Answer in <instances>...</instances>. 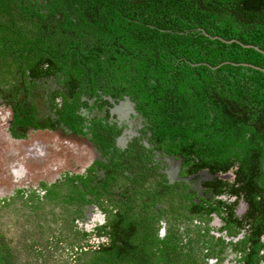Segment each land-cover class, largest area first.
Returning a JSON list of instances; mask_svg holds the SVG:
<instances>
[{
  "label": "trees",
  "instance_id": "obj_1",
  "mask_svg": "<svg viewBox=\"0 0 264 264\" xmlns=\"http://www.w3.org/2000/svg\"><path fill=\"white\" fill-rule=\"evenodd\" d=\"M23 1L0 0V4L10 6L18 3L15 17L20 18L19 23L10 25L12 37H0V59L18 58L26 44L36 47L35 41L24 38L36 30L45 36L39 64H47L46 74H52L55 64L70 87L80 82L81 86L91 84V88L128 95L157 147L168 156L182 158L183 174L206 170L215 180L203 186L245 202L246 211L240 219L235 218L233 208L229 210V217L240 222L233 220L229 227L248 225L247 264H260L264 73L231 63L264 68V53L224 41L237 40L264 52V0H48L46 6L34 3L29 8ZM7 10L0 9V14L10 16ZM57 13L60 18H55ZM25 50L30 56V50ZM6 70L12 73L13 69ZM36 72L34 77L39 76ZM69 114L65 119L71 118L72 123L76 116L73 110ZM220 174H231L233 179L220 180ZM160 185L169 196L170 211L177 213V203L189 195L184 192L179 196L174 187ZM73 187L65 194L50 189L43 199L18 190L11 202L0 206L16 207L19 202L21 207L15 208L13 215L16 221L23 219L27 224L17 240H7L0 229V264H36L37 259L34 262L30 257L41 252L39 239L57 232L44 229L50 222L57 225L44 212L52 203L61 207L54 215L60 219V228L77 237L73 220L79 206L75 205L86 201V196L81 188ZM85 188L107 215L108 242L88 250L69 242L68 257L75 258V264H202L205 254L200 243L188 240L182 246L174 230L177 226L161 240L150 212L145 213L140 203L136 208L110 197L105 198L108 205L103 207L102 193H94L87 185ZM70 204L76 210L69 209ZM25 239L30 241L27 246H23Z\"/></svg>",
  "mask_w": 264,
  "mask_h": 264
},
{
  "label": "flooded vegetation",
  "instance_id": "obj_2",
  "mask_svg": "<svg viewBox=\"0 0 264 264\" xmlns=\"http://www.w3.org/2000/svg\"><path fill=\"white\" fill-rule=\"evenodd\" d=\"M47 2L48 0H24L23 6L33 7L34 3L46 6ZM17 6L18 3L11 6L10 3L0 4V9L5 12L8 9L7 12L10 13V16L7 13L0 14V37L6 34L12 37L9 34L13 32L10 25L12 22L17 24L20 20L15 17L18 15ZM55 18H60V15L57 13ZM35 33L36 30H31L24 38L35 41L36 47L26 44L25 49L32 52L34 50L36 53H30L28 56L29 53L24 49L18 58H11L16 66L12 73L6 70V63L2 62L10 56H1L0 110L10 111L11 120L7 132L11 139H25L28 135L38 132L52 134L60 131L66 137L79 141L83 150L90 151L88 155L92 156L91 163L78 173L64 172L58 180H53L47 185L40 184L39 189L29 192L43 199L50 189H53V192L61 190L65 194L69 188L74 189L75 185L81 188L86 201H82L80 205L74 204L79 206V211L73 220L75 236L82 237L79 248L88 250L108 242L107 215L86 193L87 185L95 189L94 193H102L103 207L108 205L105 198L110 197L116 203H132L136 208H139L137 206L140 203L139 206H142L145 213L150 212L152 225L156 226L158 238L161 240L166 239L168 233H172L173 228L177 226L174 230L180 237L182 246H186L188 240L200 243L205 254L201 260L202 264H247L250 258V243L246 241L249 236L248 225L241 229L240 226L230 228L233 220L240 223L236 219H240L245 212L238 215L236 207L239 202H245L226 193L215 194L213 188L203 186L204 182L215 180L206 170L183 174L182 158L168 156L157 147L143 116L136 110L135 103L128 95L106 91L104 88H91V84L81 86L80 82L70 87L68 78L61 71L55 70V64L52 74H46L47 64H39L43 60L45 36ZM34 71H37L39 76L34 77ZM77 93H80V96L76 101ZM72 110L76 117L70 123L71 118H65L70 116ZM65 122L70 126L64 124ZM203 175L206 176L205 180L194 190L195 182ZM217 178L232 181L233 176L220 174ZM159 185L174 187L179 196L183 197L184 192L189 195V198L181 199L182 202L177 203L179 209L184 210L183 214L170 211L169 196ZM29 186L33 187L31 183L25 184L24 187ZM20 190L27 196L28 190ZM3 205L2 201L0 206ZM75 206L70 204L73 211L76 210ZM231 208L236 219L234 216L229 217ZM167 211L170 216L174 215L175 221L167 219ZM259 242L261 248L257 257L260 264H264V234Z\"/></svg>",
  "mask_w": 264,
  "mask_h": 264
},
{
  "label": "rangeland",
  "instance_id": "obj_3",
  "mask_svg": "<svg viewBox=\"0 0 264 264\" xmlns=\"http://www.w3.org/2000/svg\"><path fill=\"white\" fill-rule=\"evenodd\" d=\"M35 35H39V32L37 31ZM30 52L36 53L34 50ZM5 60H7V62ZM23 60L25 61V59ZM2 62L6 63L9 69H14L15 67L11 58H6L2 60ZM26 63L28 64L27 60ZM6 110H8V108ZM10 120V111H5V109L0 110V203L3 200H6L5 202L3 201L4 204H6L7 201L11 202V199L15 198L17 195L16 191L22 188L28 190V193L31 190L36 191L40 188V184H50L53 180H58L60 178L59 176L67 171L72 174L78 173L91 163L92 156L88 155L90 151L86 149L83 150V146L79 141L66 137V135L62 134L60 131L52 134L48 132L44 134L38 132L28 135L25 139H11L7 132ZM39 153H41L40 156ZM19 165L21 167H19ZM204 176L205 175H203L200 180L197 179L194 190L205 180L206 176ZM28 183H31L33 187H24L25 184ZM18 207H21L19 202L16 204V207L11 205L10 207L6 206L0 209V229L8 237L7 240H17L18 233L25 231L27 228V224L23 219L16 221V217L13 215L17 213L15 212V208ZM60 208V205L54 203L45 207L44 212L47 219H50V221L56 220L57 225L51 224L50 222L49 225L44 226V229H56L57 232L52 234L48 233V235L39 239L42 240V242L38 244L41 252H39L38 255L34 254L30 257L34 262L37 259L36 264L76 263L75 258L68 257V251L70 250L68 249V243L72 242L73 245L78 244L80 242L77 241L82 240V237H75L74 239L73 233L60 228L62 226L60 222L59 224H61V226L58 224V220L60 219L54 216L58 214L59 210L61 211ZM69 209L72 208L69 207ZM236 209L238 215L242 214L246 210V205L239 202ZM183 212V209L177 211L178 214H183ZM9 213H11V215H9ZM62 215L65 216L66 213L64 212ZM167 219L175 221L174 215L170 216L169 211H167ZM58 231L63 232V234L59 236ZM48 238L49 243H46ZM57 238H61L63 241L61 242L57 240ZM19 242L20 241H18V244ZM29 242V240L24 241L23 246H27ZM36 245L37 244H35V246Z\"/></svg>",
  "mask_w": 264,
  "mask_h": 264
},
{
  "label": "water",
  "instance_id": "obj_4",
  "mask_svg": "<svg viewBox=\"0 0 264 264\" xmlns=\"http://www.w3.org/2000/svg\"><path fill=\"white\" fill-rule=\"evenodd\" d=\"M209 37H210V36H209ZM212 39H214V38H212ZM224 42H226V43H232V42H235V43L240 44V45L243 46V47H246V48H254V49L257 50V51H259V52H261V53H264L263 51H260L257 47H254V46H251V45H243L242 43H240V42H238V41H236V40H232V41H229V42L224 41ZM231 64H232V65H241V66H245V67H251V68H253V69L259 70V71H261V72L264 73V68L256 67V66L251 65V64H245V63H242V64H234V63H231ZM205 175H207L206 172H205Z\"/></svg>",
  "mask_w": 264,
  "mask_h": 264
}]
</instances>
